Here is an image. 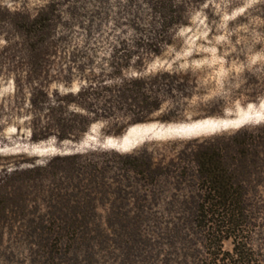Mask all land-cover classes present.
<instances>
[{
    "label": "rangeland",
    "instance_id": "1",
    "mask_svg": "<svg viewBox=\"0 0 264 264\" xmlns=\"http://www.w3.org/2000/svg\"><path fill=\"white\" fill-rule=\"evenodd\" d=\"M261 126L264 0H0V264H206L191 152Z\"/></svg>",
    "mask_w": 264,
    "mask_h": 264
},
{
    "label": "trees",
    "instance_id": "2",
    "mask_svg": "<svg viewBox=\"0 0 264 264\" xmlns=\"http://www.w3.org/2000/svg\"><path fill=\"white\" fill-rule=\"evenodd\" d=\"M23 26L28 44L48 34L42 12L23 18ZM139 83L130 81L126 87L136 89ZM191 155L201 186L196 220L208 231L206 264H252L254 249L239 231L250 216L246 182L254 171L264 170V126L240 130L226 141L201 143ZM134 165L143 166V160L137 158ZM225 239H232V250L223 247Z\"/></svg>",
    "mask_w": 264,
    "mask_h": 264
}]
</instances>
